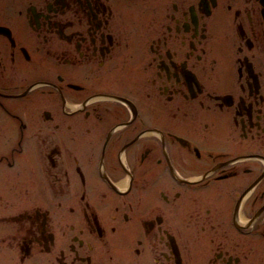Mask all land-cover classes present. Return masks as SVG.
<instances>
[{"label":"flooded vegetation","instance_id":"obj_1","mask_svg":"<svg viewBox=\"0 0 264 264\" xmlns=\"http://www.w3.org/2000/svg\"><path fill=\"white\" fill-rule=\"evenodd\" d=\"M0 264H264V0H0Z\"/></svg>","mask_w":264,"mask_h":264}]
</instances>
